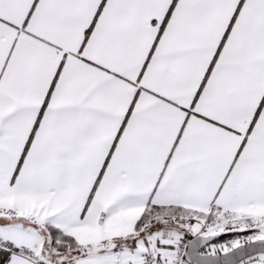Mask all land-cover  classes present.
Here are the masks:
<instances>
[{
    "label": "snow or ice",
    "instance_id": "1",
    "mask_svg": "<svg viewBox=\"0 0 264 264\" xmlns=\"http://www.w3.org/2000/svg\"><path fill=\"white\" fill-rule=\"evenodd\" d=\"M0 264H264V0H0Z\"/></svg>",
    "mask_w": 264,
    "mask_h": 264
}]
</instances>
